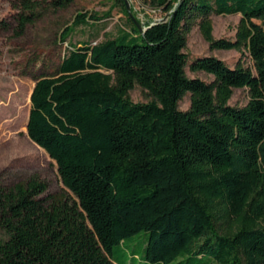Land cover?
Returning a JSON list of instances; mask_svg holds the SVG:
<instances>
[{"label": "trees", "instance_id": "trees-1", "mask_svg": "<svg viewBox=\"0 0 264 264\" xmlns=\"http://www.w3.org/2000/svg\"><path fill=\"white\" fill-rule=\"evenodd\" d=\"M73 1L16 0V35ZM115 5L126 16L116 36L71 43L53 72L33 73L27 134L67 192L44 196L35 177L0 183V264H117L115 246L142 231L147 263L264 264V0H152L163 20L145 31L125 0ZM113 8L78 12L61 40ZM234 13L236 37L216 38L212 15ZM195 25L211 49L247 51L253 67L189 62ZM135 85L152 99L133 101ZM244 87L248 103L230 104Z\"/></svg>", "mask_w": 264, "mask_h": 264}, {"label": "rangeland", "instance_id": "rangeland-1", "mask_svg": "<svg viewBox=\"0 0 264 264\" xmlns=\"http://www.w3.org/2000/svg\"><path fill=\"white\" fill-rule=\"evenodd\" d=\"M15 1L0 0V183L12 185L35 177L47 183L44 196L60 197L67 189L56 161L27 134L30 95L35 83L33 73L53 72L67 54L71 43H95L116 36L119 28L126 24V16L120 6L115 5L116 0H74L66 8L49 9L41 19L27 25L24 33L17 36L14 22L17 12ZM128 1L133 15L141 22L163 18V13L152 6V0ZM111 7L114 8L108 18L77 26L68 40H61L62 30L72 23L78 12L103 14ZM240 16L239 13L213 14L215 37L234 39ZM184 51L188 54L189 62L197 57L214 55L232 67L239 59L253 67L247 51L211 49L198 25L193 26L189 32ZM186 70L191 77H200L206 81L214 79L212 74L205 71H193L189 66ZM129 95L135 102L152 99L139 85H135ZM249 99L247 88H235L230 104L244 106ZM179 106L183 110L189 108V93L180 100ZM146 241L147 233L142 231L115 246L114 258L117 264H152L142 258Z\"/></svg>", "mask_w": 264, "mask_h": 264}, {"label": "water", "instance_id": "water-1", "mask_svg": "<svg viewBox=\"0 0 264 264\" xmlns=\"http://www.w3.org/2000/svg\"><path fill=\"white\" fill-rule=\"evenodd\" d=\"M125 2H126V5H127V9H128V11H129V14L131 15V17L135 20V21H137L138 22V19L133 15V13H132V9H131V7H130V4H129V1L128 0H125ZM161 20H163V18L162 19H158V20H155V22H157V21H161ZM155 22H153L152 24H154ZM139 27H142L143 28V31H145L147 28H148V26H142L143 24H142V22H139Z\"/></svg>", "mask_w": 264, "mask_h": 264}]
</instances>
